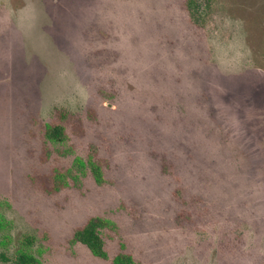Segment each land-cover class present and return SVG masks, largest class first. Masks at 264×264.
I'll return each mask as SVG.
<instances>
[{
	"label": "rangeland",
	"instance_id": "obj_1",
	"mask_svg": "<svg viewBox=\"0 0 264 264\" xmlns=\"http://www.w3.org/2000/svg\"><path fill=\"white\" fill-rule=\"evenodd\" d=\"M214 3L0 0V252L264 264V0Z\"/></svg>",
	"mask_w": 264,
	"mask_h": 264
},
{
	"label": "trees",
	"instance_id": "obj_2",
	"mask_svg": "<svg viewBox=\"0 0 264 264\" xmlns=\"http://www.w3.org/2000/svg\"><path fill=\"white\" fill-rule=\"evenodd\" d=\"M184 10L190 16V22L195 27L204 28L211 14L214 12V0H181ZM66 117V116H64ZM47 137L53 141H61L65 138L64 126H53L47 129ZM101 220L90 221L77 231V237L93 253L99 256L106 255V241L102 235ZM29 241L33 239L28 237ZM0 260L8 262L13 260L15 264H40L39 257L28 251H21L14 258H11L5 251L0 252Z\"/></svg>",
	"mask_w": 264,
	"mask_h": 264
}]
</instances>
